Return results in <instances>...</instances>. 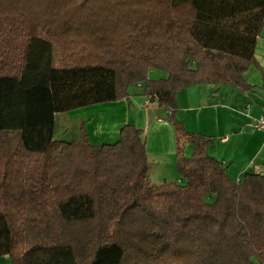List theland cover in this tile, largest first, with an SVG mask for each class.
<instances>
[{
	"label": "trees",
	"instance_id": "obj_1",
	"mask_svg": "<svg viewBox=\"0 0 264 264\" xmlns=\"http://www.w3.org/2000/svg\"><path fill=\"white\" fill-rule=\"evenodd\" d=\"M262 28L264 0H0V257L264 264V177L230 181L175 105L197 84L246 89ZM150 70L167 79L147 81ZM139 83L167 112L182 184L146 186L133 126L115 145H92L82 125L77 141L53 138L55 114L121 101Z\"/></svg>",
	"mask_w": 264,
	"mask_h": 264
},
{
	"label": "crops",
	"instance_id": "obj_2",
	"mask_svg": "<svg viewBox=\"0 0 264 264\" xmlns=\"http://www.w3.org/2000/svg\"><path fill=\"white\" fill-rule=\"evenodd\" d=\"M242 78L246 89L228 83H203L175 94L176 120L188 134L208 141L207 155L225 168L233 183L246 175L264 177V134L255 129L264 104V28ZM146 79L166 80L167 75L150 70ZM166 116L155 98L144 95V84H135L129 86L121 101L55 114L53 138L66 143L76 141L82 125L92 145H115L121 128L133 126L144 135L147 180L152 185L182 184L176 169L174 129L165 121ZM192 152V144L186 142L184 157ZM0 264H10L9 257H0Z\"/></svg>",
	"mask_w": 264,
	"mask_h": 264
},
{
	"label": "built area",
	"instance_id": "obj_3",
	"mask_svg": "<svg viewBox=\"0 0 264 264\" xmlns=\"http://www.w3.org/2000/svg\"><path fill=\"white\" fill-rule=\"evenodd\" d=\"M255 129L261 134H264V104H262L261 114L255 124Z\"/></svg>",
	"mask_w": 264,
	"mask_h": 264
},
{
	"label": "rangeland",
	"instance_id": "obj_4",
	"mask_svg": "<svg viewBox=\"0 0 264 264\" xmlns=\"http://www.w3.org/2000/svg\"><path fill=\"white\" fill-rule=\"evenodd\" d=\"M158 72V71H157ZM140 84V83H139ZM135 85V84H134ZM80 136V135H79ZM79 139V138H78ZM58 141V140H57ZM77 141V140H76ZM58 142H60V141H58ZM74 142V141H73ZM61 143H66V142H61ZM70 143H72V142H70ZM70 143H66V144H70ZM152 184H154V183H152V181H150L149 179L147 180V182H146V186L147 187H156V186H159V185H152ZM161 185V184H160ZM206 201H210V200H206Z\"/></svg>",
	"mask_w": 264,
	"mask_h": 264
}]
</instances>
